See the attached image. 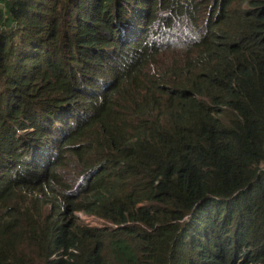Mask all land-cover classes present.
I'll use <instances>...</instances> for the list:
<instances>
[{"label":"trees","instance_id":"obj_1","mask_svg":"<svg viewBox=\"0 0 264 264\" xmlns=\"http://www.w3.org/2000/svg\"><path fill=\"white\" fill-rule=\"evenodd\" d=\"M0 264H264V0H0Z\"/></svg>","mask_w":264,"mask_h":264},{"label":"clouds","instance_id":"obj_2","mask_svg":"<svg viewBox=\"0 0 264 264\" xmlns=\"http://www.w3.org/2000/svg\"><path fill=\"white\" fill-rule=\"evenodd\" d=\"M140 24L139 23H134L130 28H132V29H138V28H140ZM126 36H127V33H126V35H125V38H126ZM141 38H142V36H139V35H136V34H133L130 38H128V41H130L131 43H135L137 40L139 41V40H141ZM55 155V154H54ZM54 160V157H51V159H50V161L52 162ZM35 171H37L36 173H38V174H45V173H47V167H46V165L45 164H40L36 169H35ZM76 212V211H75ZM74 212V213H75ZM78 212H82V211H78ZM82 213H84V212H82ZM84 214H86V213H84ZM76 215V214H75ZM86 215H88V214H86ZM91 216V215H90ZM78 218V217H77Z\"/></svg>","mask_w":264,"mask_h":264},{"label":"rangeland","instance_id":"obj_3","mask_svg":"<svg viewBox=\"0 0 264 264\" xmlns=\"http://www.w3.org/2000/svg\"><path fill=\"white\" fill-rule=\"evenodd\" d=\"M74 214L84 223L89 224L90 226H102L105 223V220L95 216V215H86L82 212L76 211Z\"/></svg>","mask_w":264,"mask_h":264}]
</instances>
